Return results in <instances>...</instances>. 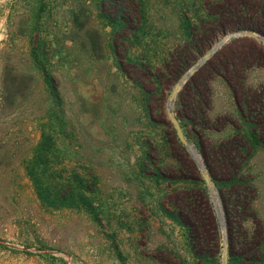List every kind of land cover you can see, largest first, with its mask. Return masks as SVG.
<instances>
[{
	"label": "rangeland",
	"instance_id": "obj_1",
	"mask_svg": "<svg viewBox=\"0 0 264 264\" xmlns=\"http://www.w3.org/2000/svg\"><path fill=\"white\" fill-rule=\"evenodd\" d=\"M120 1L0 0V264H223L228 258L223 230L218 256L195 255L187 228L169 212L189 184L160 174L180 165L171 157L168 120L181 142L188 138L167 113L186 72L170 87L168 75H153L156 87L149 83L143 92L138 75L128 80L118 65L166 74L172 55H190L191 68L228 32L245 30L226 44L248 59L256 88L264 86V52L254 58L256 43L264 51L258 39L264 34L232 26L211 45L204 42L202 23L216 21L206 9L220 0H128L142 6L141 25L122 33L127 16L138 20ZM215 85L217 109H231L228 85L222 79ZM253 163L254 207L264 225V146ZM202 174L209 188L214 181Z\"/></svg>",
	"mask_w": 264,
	"mask_h": 264
},
{
	"label": "trees",
	"instance_id": "obj_2",
	"mask_svg": "<svg viewBox=\"0 0 264 264\" xmlns=\"http://www.w3.org/2000/svg\"><path fill=\"white\" fill-rule=\"evenodd\" d=\"M220 1L219 5L206 9L207 16H216V21L202 23L204 34L199 37L204 42L211 45L213 36L232 26L264 34V0ZM120 5L124 10L132 7L138 20L135 25L133 19L136 18L127 16L120 32L138 28L143 13L140 3L134 1L129 6L128 0H121ZM231 43L218 49L185 82L178 92L175 111L188 138L193 140L203 157L219 192L227 225V264H264V225L254 207L258 189L253 163L258 147L264 146V86L255 88L249 84L250 74L245 65L248 59L243 58L245 55L234 56L229 47ZM255 45L258 54L255 53L254 58L258 61L264 51L261 45ZM203 54L204 51L200 52ZM171 58L165 63L166 74L160 68L155 74L151 69L143 71L140 68H136L137 73L124 62L118 66L128 80L137 74L136 83L146 92L149 83L156 87L151 78L153 75H168L167 84L173 86L187 72L195 57L172 55ZM218 79L224 80L231 91L233 105L227 111L217 109L215 83ZM163 93L165 97V90ZM164 99L160 111L168 120ZM149 115L152 117L153 113ZM168 125L172 136L171 157L180 165L178 169L167 170L169 173L160 172L161 178L189 184L185 191L175 196L174 210L169 208V212L187 228L196 256L204 257L210 253L218 256L222 248V228L210 190L197 161L180 141L169 120ZM175 153L180 154L182 161Z\"/></svg>",
	"mask_w": 264,
	"mask_h": 264
},
{
	"label": "water",
	"instance_id": "obj_3",
	"mask_svg": "<svg viewBox=\"0 0 264 264\" xmlns=\"http://www.w3.org/2000/svg\"><path fill=\"white\" fill-rule=\"evenodd\" d=\"M247 31H230L228 32L223 38H221L216 44L212 46V48L202 57L200 58L196 64H194L183 76V78L179 81V83L176 84L173 94L170 97V99L167 102V113L169 118L172 120L174 124H177V128L179 131H181V127L178 124V118L175 116V96L179 92V90L183 87L185 82L209 59L218 49L222 48L229 40H232L237 37L245 36L247 35ZM259 40H264V37L260 36L258 37ZM182 143L188 148L193 158L197 161L199 168L202 170V172H207L206 164L203 160V157L201 156L198 148L196 145L191 142L186 136L181 137ZM209 190L214 202V206L216 209V212L218 214V218L220 220L221 228L224 233V239L227 242V225H226V219H225V213L222 205V201L219 195V192L217 190V187L215 183L209 185ZM228 263V258H225L223 264Z\"/></svg>",
	"mask_w": 264,
	"mask_h": 264
},
{
	"label": "crops",
	"instance_id": "obj_4",
	"mask_svg": "<svg viewBox=\"0 0 264 264\" xmlns=\"http://www.w3.org/2000/svg\"><path fill=\"white\" fill-rule=\"evenodd\" d=\"M216 105H217V103H216Z\"/></svg>",
	"mask_w": 264,
	"mask_h": 264
}]
</instances>
